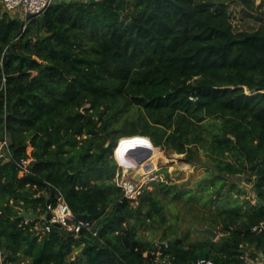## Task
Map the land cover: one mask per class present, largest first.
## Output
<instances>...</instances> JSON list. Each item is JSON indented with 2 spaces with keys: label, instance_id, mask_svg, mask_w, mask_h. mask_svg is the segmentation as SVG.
Wrapping results in <instances>:
<instances>
[{
  "label": "trees",
  "instance_id": "trees-1",
  "mask_svg": "<svg viewBox=\"0 0 264 264\" xmlns=\"http://www.w3.org/2000/svg\"><path fill=\"white\" fill-rule=\"evenodd\" d=\"M237 4L256 27H237ZM136 135L204 166L198 188L151 180L134 205L113 155ZM5 136L0 264L264 261V0H56L27 19L0 4ZM58 190L91 228L42 231Z\"/></svg>",
  "mask_w": 264,
  "mask_h": 264
},
{
  "label": "built area",
  "instance_id": "built-area-1",
  "mask_svg": "<svg viewBox=\"0 0 264 264\" xmlns=\"http://www.w3.org/2000/svg\"><path fill=\"white\" fill-rule=\"evenodd\" d=\"M56 0H0V4L4 11L8 12L11 16H20L27 19L29 16L39 15L43 13L47 7H49ZM30 152V150H29ZM0 157L5 159H11L12 153L9 148V138L5 136L3 140L0 141ZM32 158H22L17 161V166L19 168L20 176L31 173L30 164ZM119 168L116 173L115 180L117 181L118 186H120L124 192L125 197H127L134 205L138 204L139 197L143 193L144 185L140 184L135 178L128 176L129 170H124ZM48 212H50V223L44 228V231H50L52 223L60 224L68 230H75L76 232L81 231L84 227L91 228V225L87 221H79V223H71L73 220V213L64 199V195L61 191L58 190V196L56 203L52 201L48 204ZM29 219H26V222ZM264 227V224L260 228L257 226L254 227V230L261 229ZM39 229V227H37ZM196 264H215L212 259L201 258L197 261Z\"/></svg>",
  "mask_w": 264,
  "mask_h": 264
},
{
  "label": "rangeland",
  "instance_id": "rangeland-1",
  "mask_svg": "<svg viewBox=\"0 0 264 264\" xmlns=\"http://www.w3.org/2000/svg\"><path fill=\"white\" fill-rule=\"evenodd\" d=\"M260 3L261 0H255V6H258ZM232 8L235 14L234 21L238 28H244V27L254 28L257 26V24L253 23V20L251 18L244 16L245 14H244L243 6L237 4L232 6ZM258 10L260 11V8ZM157 149L159 150L160 155L155 160L156 161L155 168H152V163H153L152 153L148 154L147 152H136L138 155L137 156L138 158L136 159L135 162L136 168H131L128 174L125 172L128 169L123 168L121 169L122 172L124 170L123 173L127 174L130 177L135 178L140 184L144 185V188L146 187L147 184H149L153 180H158V179L166 180L167 178L170 182L177 184L178 186L183 188H198L199 183L203 181L206 175V168L204 166H202L201 164H193L187 162L184 154H180L170 150H164L161 149L160 147H157ZM29 150L31 151L32 148L29 147ZM113 156L117 161L115 154ZM131 157L134 158L132 154ZM201 160L202 161L205 160L203 154H201ZM164 170L168 171L169 177L166 176ZM236 181L238 182L240 187L244 188V190L247 193V196L253 198L254 194L251 188V184L247 183L244 177H239L236 179Z\"/></svg>",
  "mask_w": 264,
  "mask_h": 264
},
{
  "label": "bare ground",
  "instance_id": "bare-ground-1",
  "mask_svg": "<svg viewBox=\"0 0 264 264\" xmlns=\"http://www.w3.org/2000/svg\"><path fill=\"white\" fill-rule=\"evenodd\" d=\"M120 141H119V147L117 146L116 149H115V157L119 161V164L121 166H123L125 169L132 168V167L136 168V165L132 162L131 157L128 154H126V152L129 149H130L129 152L132 149L133 150L135 149V151H136L137 149H139V147H150V148L153 149L152 150V157H153L152 168L156 167V161L155 160L160 155V152L157 149V147H155V146L152 147V143L150 142V140H149V138L147 136L136 135V136H130V137H123V138H121ZM140 181H142V180H140Z\"/></svg>",
  "mask_w": 264,
  "mask_h": 264
},
{
  "label": "water",
  "instance_id": "water-1",
  "mask_svg": "<svg viewBox=\"0 0 264 264\" xmlns=\"http://www.w3.org/2000/svg\"><path fill=\"white\" fill-rule=\"evenodd\" d=\"M90 1H94V0H90ZM109 143H107L108 145ZM118 146H119V143H118ZM143 151H146L148 154H151L152 153V149L151 148H148V147H139V149H137L135 151V149L131 150L130 151V155L132 154L133 157L135 159H137L138 155L136 152H143ZM146 168H149V167H146ZM139 175V174H138ZM138 177V176H137ZM54 195V192L51 193V197L47 200V203L49 204L51 202V199H52V196ZM21 217L25 218V219H34L36 218V214L34 212V210H31L30 212L24 210L21 214H20ZM78 217L80 218L81 221H86L87 220V216L85 214H80L78 215ZM58 226H60V224H56ZM195 232L199 233V234H203V235H209L211 236L213 239H216L218 237V232L216 230H214L213 228L211 227H206V228H199V227H194L193 228ZM44 231V229L42 230ZM164 246L165 244L164 243H161V252L162 250L164 249ZM263 256V254H261ZM159 264H162V262H160Z\"/></svg>",
  "mask_w": 264,
  "mask_h": 264
},
{
  "label": "clouds",
  "instance_id": "clouds-1",
  "mask_svg": "<svg viewBox=\"0 0 264 264\" xmlns=\"http://www.w3.org/2000/svg\"><path fill=\"white\" fill-rule=\"evenodd\" d=\"M149 138V137H148ZM149 140H150V138H149ZM120 141V140H119ZM121 142V141H120ZM150 142L152 143V141L150 140ZM119 143V142H118ZM118 146V145H117ZM154 145H153V143H152V147H153ZM119 147V146H118ZM148 148H150V147H148ZM116 149V148H115ZM152 149V148H151ZM130 150V149H129ZM129 150H127V152H126V154H128L130 157H131V155H130V152H129ZM153 150V149H152ZM143 152H146V151H143ZM114 154H115V150H114ZM117 159V158H116ZM131 159H132V162L135 164V162H136V159L135 158H132L131 157ZM117 162H118V164H119V161L117 160ZM119 167H121V168H124L123 166H121L120 164H119ZM132 168H134V167H132ZM128 169H131V168H128ZM30 220V219H29Z\"/></svg>",
  "mask_w": 264,
  "mask_h": 264
},
{
  "label": "crops",
  "instance_id": "crops-1",
  "mask_svg": "<svg viewBox=\"0 0 264 264\" xmlns=\"http://www.w3.org/2000/svg\"><path fill=\"white\" fill-rule=\"evenodd\" d=\"M251 263V264H264V261H257V262H254L252 260H249L248 264Z\"/></svg>",
  "mask_w": 264,
  "mask_h": 264
}]
</instances>
